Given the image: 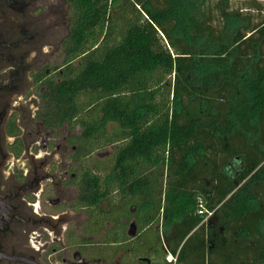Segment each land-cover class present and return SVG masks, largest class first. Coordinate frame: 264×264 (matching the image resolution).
Segmentation results:
<instances>
[{
	"label": "trees",
	"instance_id": "16d2710c",
	"mask_svg": "<svg viewBox=\"0 0 264 264\" xmlns=\"http://www.w3.org/2000/svg\"><path fill=\"white\" fill-rule=\"evenodd\" d=\"M65 1L66 64L46 117L75 120L76 161L113 147L77 174L87 236L133 264H264V0ZM204 67L217 71L199 83Z\"/></svg>",
	"mask_w": 264,
	"mask_h": 264
},
{
	"label": "flooded vegetation",
	"instance_id": "af4514ba",
	"mask_svg": "<svg viewBox=\"0 0 264 264\" xmlns=\"http://www.w3.org/2000/svg\"><path fill=\"white\" fill-rule=\"evenodd\" d=\"M69 23L65 0H0V264L108 261L78 206L77 174L92 163L75 160V120L53 125L43 106Z\"/></svg>",
	"mask_w": 264,
	"mask_h": 264
},
{
	"label": "rangeland",
	"instance_id": "374dc122",
	"mask_svg": "<svg viewBox=\"0 0 264 264\" xmlns=\"http://www.w3.org/2000/svg\"><path fill=\"white\" fill-rule=\"evenodd\" d=\"M217 1H219V0H213L210 7L214 6ZM229 8H230V10H238V9L243 8V5L241 2H238L235 0H230ZM213 17H214L215 24L218 26L219 20H218L217 15L215 13H213ZM229 25H230V28L231 27L234 28L237 26V24H234L232 22H229ZM61 33L62 34L65 33L64 29H61ZM216 71H217L216 67H204L203 69H199L198 71H196L193 74V77H196L200 83V80L202 78H204L206 76L208 77ZM108 131L110 133H112V132H117L119 130L115 125H109ZM79 134H80V131H79V128H77L76 129V135H79ZM112 151H113L112 146H106L102 150H98L97 152H94L93 154H91L89 158L91 159L92 163H97L98 161H102V160L108 158L111 155ZM87 160H89V159H87ZM162 183H164V179L162 180ZM162 221L163 220L161 219V221L159 222L158 225H154V231L159 233V241L161 244L165 240L164 237H165V230H166V227L164 226V223ZM136 230H137V227L134 225L133 222H130L128 230H127V237L131 240L135 239L137 237V231ZM94 242H96V241L94 240ZM106 252H107V259H108L107 264H133L134 260L137 257V256L133 257L132 254L129 257H126L125 252H127V249H125L123 251L124 255H123V252H119V255L117 254L118 256L117 255L114 256L113 254H111L112 250H110V249H109V251H106Z\"/></svg>",
	"mask_w": 264,
	"mask_h": 264
},
{
	"label": "built area",
	"instance_id": "2783aa9c",
	"mask_svg": "<svg viewBox=\"0 0 264 264\" xmlns=\"http://www.w3.org/2000/svg\"><path fill=\"white\" fill-rule=\"evenodd\" d=\"M197 215L204 218V221H206L208 218H210L213 214V212H207L204 206V203L201 199H198L197 201ZM166 261L170 264H175L176 258L168 256L166 257Z\"/></svg>",
	"mask_w": 264,
	"mask_h": 264
},
{
	"label": "crops",
	"instance_id": "0c3cea01",
	"mask_svg": "<svg viewBox=\"0 0 264 264\" xmlns=\"http://www.w3.org/2000/svg\"><path fill=\"white\" fill-rule=\"evenodd\" d=\"M165 238V240H164V242L162 243V244H165V242H166V236L164 237ZM168 256H170V255H167L166 257H168ZM166 257H165V261H166ZM167 262V261H166ZM168 263V262H167ZM170 264V263H169Z\"/></svg>",
	"mask_w": 264,
	"mask_h": 264
},
{
	"label": "water",
	"instance_id": "95a60500",
	"mask_svg": "<svg viewBox=\"0 0 264 264\" xmlns=\"http://www.w3.org/2000/svg\"><path fill=\"white\" fill-rule=\"evenodd\" d=\"M143 262H147V264H149L148 259H142Z\"/></svg>",
	"mask_w": 264,
	"mask_h": 264
}]
</instances>
